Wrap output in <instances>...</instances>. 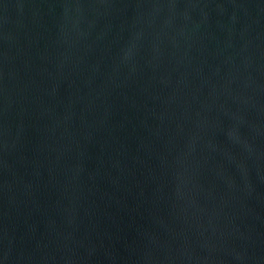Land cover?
Returning <instances> with one entry per match:
<instances>
[{"label": "water", "instance_id": "1", "mask_svg": "<svg viewBox=\"0 0 264 264\" xmlns=\"http://www.w3.org/2000/svg\"><path fill=\"white\" fill-rule=\"evenodd\" d=\"M0 264H264V0H0Z\"/></svg>", "mask_w": 264, "mask_h": 264}]
</instances>
